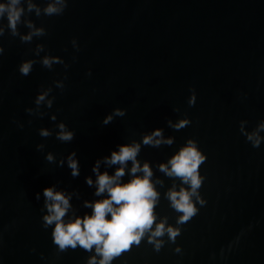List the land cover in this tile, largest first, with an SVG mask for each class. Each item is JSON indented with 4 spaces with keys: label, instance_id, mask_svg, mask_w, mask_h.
<instances>
[{
    "label": "water",
    "instance_id": "obj_1",
    "mask_svg": "<svg viewBox=\"0 0 264 264\" xmlns=\"http://www.w3.org/2000/svg\"><path fill=\"white\" fill-rule=\"evenodd\" d=\"M32 2L40 15L26 10L23 19L47 34L29 44L7 33L0 37V264H86L94 251L61 253L52 245L50 229L40 227L42 200L35 193L56 183L72 194L77 214L90 213L84 201L103 198L85 183L88 176L95 180V160L116 144L139 143L157 127L174 143L141 145L137 159L150 164L153 181H161L158 217L179 227L180 235L175 242L167 234L157 238L163 241L159 251L145 238L113 264H264V140L253 147L239 132L240 121H247V130L264 119V0H69L64 14L53 17L43 14L51 0ZM37 45L43 46L37 59L58 55L71 65L65 90L54 89L50 110L76 130L70 144L40 137L37 129L53 122L24 111L34 107L40 85L64 73L62 65L49 71L39 63L27 77L18 73L17 65L33 58ZM190 90L198 97L194 107L187 104ZM116 107L127 108V115L102 126ZM14 118L25 127L17 128ZM185 118L192 123L181 130L167 125ZM188 139L207 156L198 190L205 203L177 225L181 213L170 207L166 193L187 185L158 165ZM39 143L58 155L76 150L81 174L74 179L66 167L48 164ZM117 167L101 163L100 171L111 175ZM130 178L126 171L123 181Z\"/></svg>",
    "mask_w": 264,
    "mask_h": 264
},
{
    "label": "clouds",
    "instance_id": "obj_2",
    "mask_svg": "<svg viewBox=\"0 0 264 264\" xmlns=\"http://www.w3.org/2000/svg\"><path fill=\"white\" fill-rule=\"evenodd\" d=\"M69 0H51L43 9V14L48 17L62 16L68 7ZM26 4V8L24 5ZM35 9L37 16L40 15V9L32 0H0V37L7 33L11 37H18L21 43H31L33 37H40L47 34L44 28H36L30 21L23 19L25 11L32 12ZM24 26L31 31L27 34H21L19 27ZM73 48L77 46V38L73 37L70 41ZM42 45H37L32 53L33 58L22 60L17 65V71L21 76H29L34 66L39 63L43 68L49 71L54 70V65H62L64 73L61 78L52 81L51 85H40L34 97V107H26L24 111L36 118L43 119L49 117L54 127H41L37 129L38 135L42 138L54 137L57 141L64 144H70L76 138V130L71 128L63 120H58L55 112H51L56 102L54 89L63 92L68 80V69L71 67L65 59L58 55H45L37 59ZM5 54V47L0 44V56ZM73 61L77 57H72ZM91 77L92 70L86 73ZM246 98V93H242ZM197 93L190 90L187 99L189 107H194L197 103ZM44 109V110H42ZM174 111L177 109L174 108ZM128 109L116 107L106 113L101 120L102 126L111 124L117 118H123L127 115ZM13 123L19 129H23L25 124L17 119ZM31 124L32 121L27 122ZM192 123L191 119H180L176 123L171 120L167 125L174 130H181ZM247 121L239 122V132L245 139L251 142L253 147H259L264 137L260 136L264 132V119H260L254 129L245 128ZM174 138L163 137L162 128L148 130L141 138L139 143H119L115 145L109 155L98 158L92 165L91 171L95 174V180L91 176L85 177V183L88 186H95L94 195L103 197L95 201H84V207L90 209V213L82 215L77 214L72 203V194L66 190L58 189L57 184L53 183L35 193V200H42L40 212V227L45 231L50 229V238L52 245L58 252L68 253L80 248L87 252L94 251L86 264H113L117 258L130 251L134 246H139L145 238L152 243L155 250L163 245V241L157 238L167 234L168 239L175 242L180 235V228L167 223V218L160 219L156 212L159 204V192L156 190V184L161 181H153V171L148 162L141 165L137 156L141 150V145L159 148L162 144L171 146ZM45 144L36 145L37 151L44 153V159L48 164L56 167H66L72 178L81 174V163L76 150H72L66 155L53 151L45 152ZM207 156L198 146L194 139H188L185 144L172 155L166 163L158 165L159 170L168 177L179 178L182 185L176 190L174 185L166 193V198L170 202V207L176 212L181 213L178 216L176 224L182 225L191 220L198 212L197 203L203 205L205 201L199 195V189L204 182V176L201 175V166L206 162ZM131 161V167L128 168V162ZM101 163L107 167L119 165L112 173L108 171L101 172ZM131 177L127 182L123 181L126 174ZM140 173L141 175H137ZM195 198V199H193ZM179 251V248L177 249ZM43 259V256H41Z\"/></svg>",
    "mask_w": 264,
    "mask_h": 264
}]
</instances>
